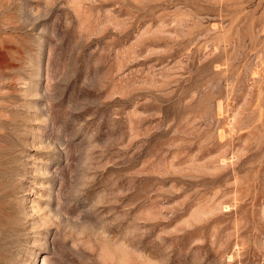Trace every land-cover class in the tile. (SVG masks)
<instances>
[{"label": "rangeland", "instance_id": "rangeland-1", "mask_svg": "<svg viewBox=\"0 0 264 264\" xmlns=\"http://www.w3.org/2000/svg\"><path fill=\"white\" fill-rule=\"evenodd\" d=\"M42 263L264 264V0H0V264Z\"/></svg>", "mask_w": 264, "mask_h": 264}, {"label": "bare ground", "instance_id": "bare-ground-1", "mask_svg": "<svg viewBox=\"0 0 264 264\" xmlns=\"http://www.w3.org/2000/svg\"><path fill=\"white\" fill-rule=\"evenodd\" d=\"M8 198V197H7ZM10 234V233H9ZM6 239V238H5ZM43 264V263H42Z\"/></svg>", "mask_w": 264, "mask_h": 264}]
</instances>
